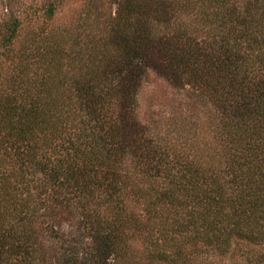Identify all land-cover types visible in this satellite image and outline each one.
Masks as SVG:
<instances>
[{"label": "trees", "instance_id": "trees-1", "mask_svg": "<svg viewBox=\"0 0 264 264\" xmlns=\"http://www.w3.org/2000/svg\"><path fill=\"white\" fill-rule=\"evenodd\" d=\"M102 1L71 28L7 24L0 264H212L264 243V0ZM149 70L207 125L145 120Z\"/></svg>", "mask_w": 264, "mask_h": 264}, {"label": "rangeland", "instance_id": "rangeland-1", "mask_svg": "<svg viewBox=\"0 0 264 264\" xmlns=\"http://www.w3.org/2000/svg\"><path fill=\"white\" fill-rule=\"evenodd\" d=\"M90 0H0V75L8 71L7 67L11 64L7 50L2 44V38L7 32L8 23L14 18L19 17L21 25L24 26L22 34L31 31L41 25L44 29L50 27H63L76 25L83 21V15L87 3ZM53 4V10L50 11L49 4ZM117 4L110 0L102 1L101 14H115ZM8 54V55H7ZM9 59V60H8ZM5 63V64H4ZM192 86L188 85V88ZM192 91H197L193 88ZM190 92L173 88L168 81L160 77L153 70H149L145 74V78L140 89L139 101L141 103L142 117L145 120L154 121L165 124L176 108L182 109L180 102H193L196 97H190ZM179 104V105H178ZM190 104V106L192 105ZM176 105V106H175ZM197 106V105H196ZM197 111H192L188 107H184L190 117L197 120L198 123L206 126L208 123L209 113H206V106L199 105ZM206 122V124H205ZM68 223H63L62 227H66ZM47 246L54 245L57 235L51 233V237H47ZM253 249L256 253L264 252V243H251L248 248L242 247L237 250V255L232 259L227 257L221 262H213L212 264H252L245 256L240 254V250ZM234 249H232L233 251ZM229 255V254H228Z\"/></svg>", "mask_w": 264, "mask_h": 264}]
</instances>
